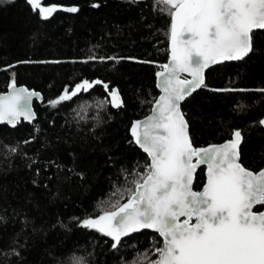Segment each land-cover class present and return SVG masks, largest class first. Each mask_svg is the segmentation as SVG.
<instances>
[{"label": "trees", "instance_id": "obj_1", "mask_svg": "<svg viewBox=\"0 0 264 264\" xmlns=\"http://www.w3.org/2000/svg\"><path fill=\"white\" fill-rule=\"evenodd\" d=\"M51 5L58 10L42 19L27 0H0V93L14 76L17 86L42 97L33 105V123L0 125V264H148L161 246L157 234H133L113 250L109 237L78 224L117 199L126 202V195L112 193L131 187L132 173L149 163L129 130L159 95L155 74L168 60L169 17L154 10V0H42ZM252 45L242 61L209 69L206 86L181 110L195 147L223 143L240 130V162L258 171L264 168V93L257 91L264 89V31L252 33ZM84 79L109 89L96 85L49 104ZM112 89L122 107L111 106ZM204 182L202 168L194 190Z\"/></svg>", "mask_w": 264, "mask_h": 264}, {"label": "snow or ice", "instance_id": "obj_2", "mask_svg": "<svg viewBox=\"0 0 264 264\" xmlns=\"http://www.w3.org/2000/svg\"><path fill=\"white\" fill-rule=\"evenodd\" d=\"M27 3L42 19L58 10L56 5L42 6V0ZM63 10L75 13L78 8ZM154 10L169 17L170 59L155 74L162 94L154 101L152 114L134 121L130 130L150 162L142 172L132 173L131 187L112 193L120 198L126 195V202L117 199L110 210L79 220L78 226L110 237L113 250L122 237L153 230L161 246L153 248L156 259L148 264H264V210H253L264 209V169L252 171L241 164L240 130L223 144L195 147L180 111L187 96L206 86V68L242 60L253 51L252 33L264 30V0H154ZM95 59L116 58H88ZM96 85L109 89L99 79H84L71 90L65 86L63 94L49 104L56 107ZM7 87V94H0V123L15 126L21 117L34 120L31 105L33 98L42 99L40 94L18 87L14 76ZM257 91L264 93V89ZM108 96L112 107H122L118 90L108 91ZM259 124L264 126V120ZM201 165H206V183L201 191H194Z\"/></svg>", "mask_w": 264, "mask_h": 264}, {"label": "water", "instance_id": "obj_3", "mask_svg": "<svg viewBox=\"0 0 264 264\" xmlns=\"http://www.w3.org/2000/svg\"><path fill=\"white\" fill-rule=\"evenodd\" d=\"M255 31H264V30H259V29H257V30H254V32H255ZM170 47H171V42H170V37H169V42H168V60H167V62H168L169 59H170ZM249 55H250V54H249ZM249 55H248V56H249ZM245 58H246V57H245ZM245 58H244V59H245ZM242 60H243V59H242ZM242 60H238V61H236V60H233V61H222L221 63L210 65L208 68H206V69L204 70V84L206 83V73H207V71H208L209 69H211V68H213V67H215V66H217V65L223 64V63L240 62V61H242ZM185 76H187V74H182V77H185ZM188 78L190 79V77H188ZM157 83H158V78H157V76L155 75L156 89H157V91H158V93H159V95L157 96L156 99H158V97L162 94V93H161V90L157 87ZM18 87H24V86H18ZM203 87H204V86H203ZM203 87L196 89L194 92H192L191 95L187 96V97L185 98V100L181 102V104H180V111H181V112H182V110H181V106H182V104H183L188 98H190L194 93L200 91ZM25 88H26V87H25ZM8 91H9V89H7L6 92H4V93H0V94H7ZM31 91H33V90H31ZM39 94H40V93H39ZM40 97H41V95H40ZM35 102L38 103V104H41L42 101H41V99L33 98V101H32V105H31V107H32V110H33L34 113H35V111H34L33 105H34ZM153 106H154V103H153L152 107H153ZM151 110H152V108H151ZM151 110H150V113H149L146 117H144V118H142V119H140V120H144V119H146L149 115H151V114H152V113H151ZM35 120H36V114H35V119L32 120L31 122H30V121H27V120H24V119L21 117L18 123H20V122H24V123H27V124H31V123H33ZM185 120H186V119H185ZM262 120H264V118H263ZM137 121H138V120H137ZM18 123H17V124H18ZM17 124H16V125H17ZM187 124H188V123H187ZM0 125H7V126H9V127H14V126L8 124L7 122L0 123ZM130 130H131V127H130ZM130 130H129V134H130V136H131V131H130ZM188 134H189V126H188ZM131 138H132V136H131ZM231 138H232V137H231ZM132 141H133V143L137 146V148L140 149V150L142 151V153H144L143 149H141V148L139 147V145H137V144L134 142L133 138H132ZM227 141H228V140H227ZM225 142H226V141H225ZM225 142H223V143H225ZM223 143H220V144H223ZM241 143H242V141H241ZM241 143H240V145H239V153H240ZM220 144H215V145H220ZM205 147H207V146H205ZM144 154L147 156L146 153H144ZM147 158H148V156H147ZM148 160H149V162H150V159H149V158H148ZM202 168H204V174H205V182H204V184L206 183V179H207V177H206V165H201V166L196 170V173H195V178H194V183H193V190H194V185H195L196 174H197L198 170H199V169H202ZM263 169H264V168H263ZM204 184H203V185H204ZM202 187H203V186H202ZM201 190H202V188H201L199 191H201ZM194 191H196V190H194ZM257 207H259V206H257ZM257 207H255L253 210L255 211V209H256ZM260 207H261V206H260ZM261 210H264V209H261ZM143 231H148V232H151V233L157 234L156 232H154V231L151 230V229H141L139 232H136V233H130L128 236H126V237H122L121 241L124 240V239H126V238H128V237H130V236H132L133 234H137V233H140V232H143ZM157 235H158V234H157ZM109 238H110V237H109ZM110 239H111V238H110ZM160 239H161V238H160ZM111 241H112V240H111ZM112 242H113V241H112Z\"/></svg>", "mask_w": 264, "mask_h": 264}, {"label": "rangeland", "instance_id": "obj_4", "mask_svg": "<svg viewBox=\"0 0 264 264\" xmlns=\"http://www.w3.org/2000/svg\"><path fill=\"white\" fill-rule=\"evenodd\" d=\"M119 99H120V97H119ZM110 101H111V97H110Z\"/></svg>", "mask_w": 264, "mask_h": 264}, {"label": "flooded vegetation", "instance_id": "obj_5", "mask_svg": "<svg viewBox=\"0 0 264 264\" xmlns=\"http://www.w3.org/2000/svg\"><path fill=\"white\" fill-rule=\"evenodd\" d=\"M260 207V206H259ZM262 209V208H261Z\"/></svg>", "mask_w": 264, "mask_h": 264}]
</instances>
